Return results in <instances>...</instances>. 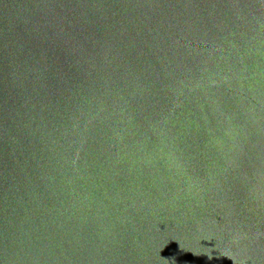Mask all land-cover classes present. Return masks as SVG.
<instances>
[{"label":"water","instance_id":"95a60500","mask_svg":"<svg viewBox=\"0 0 264 264\" xmlns=\"http://www.w3.org/2000/svg\"><path fill=\"white\" fill-rule=\"evenodd\" d=\"M0 264H264V0H0Z\"/></svg>","mask_w":264,"mask_h":264}]
</instances>
